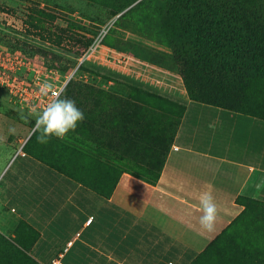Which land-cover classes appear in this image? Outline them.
<instances>
[{
    "label": "crops",
    "instance_id": "crops-1",
    "mask_svg": "<svg viewBox=\"0 0 264 264\" xmlns=\"http://www.w3.org/2000/svg\"><path fill=\"white\" fill-rule=\"evenodd\" d=\"M176 76L167 90L155 86L183 109L153 182L136 171L150 168L147 152L157 149L148 136L118 134L117 145L111 134L99 143L89 133L84 159H62L37 138L29 152L11 154L0 171V204L27 227V252L38 264H192L242 211L238 197L264 198V119L191 101ZM62 168L103 176L120 169L112 186ZM206 189L221 209L210 232L199 223L197 194Z\"/></svg>",
    "mask_w": 264,
    "mask_h": 264
},
{
    "label": "rangeland",
    "instance_id": "rangeland-1",
    "mask_svg": "<svg viewBox=\"0 0 264 264\" xmlns=\"http://www.w3.org/2000/svg\"><path fill=\"white\" fill-rule=\"evenodd\" d=\"M137 1L130 2L113 14L112 4L119 0H0V46L35 57L46 67L57 68L62 73L73 68L79 60L84 64V69L73 75L61 97L74 100L84 112L85 119L64 139L53 137L47 143L60 149L57 153L61 152L62 159H84L88 134L100 131L108 135L109 132L125 134L126 137L131 135L132 140L142 134L154 138L159 148L156 149L158 152L153 151V162L156 166L160 164L180 107L176 99L154 89L157 86L167 90V86L176 85L171 77H177V74L148 62L147 59L162 58L157 51L170 53L163 38L164 20L168 17L162 8L152 6L153 3L132 7L131 11L125 12ZM125 39L138 43V46L132 45L133 50L147 61L133 56L131 50L122 49ZM150 65L158 68L152 69L154 67ZM103 68L133 80L136 77L146 78L154 86L147 91L153 93L147 95L140 89L137 91L130 86L132 83L125 87L121 78L110 75ZM180 85L183 88L181 82ZM111 88L121 90V100L125 96L130 98L126 97L128 104L123 106L126 113L122 114L119 110L113 114L118 125L115 130L111 126L106 132L93 124L90 129L88 123L99 119L103 127L112 125L106 119L110 115L105 113L114 99L109 92ZM154 93L163 98H156ZM243 102L245 109L257 107L255 112L264 114V88L247 91ZM120 116L126 117V120L120 119L119 122ZM32 117L30 112L17 107L0 87V171L32 132ZM36 134L34 132L33 136ZM25 136L28 137L20 144ZM119 169L111 168L110 175L103 176L93 175L87 168H62L74 178L95 182L104 178L110 183H113ZM158 169L136 168V171L139 177L152 180ZM237 201L244 206L243 211L192 264H229L238 250L250 248L258 241L261 224L264 223V198L239 197ZM31 238L22 222L0 204V264H37L27 253Z\"/></svg>",
    "mask_w": 264,
    "mask_h": 264
},
{
    "label": "trees",
    "instance_id": "trees-1",
    "mask_svg": "<svg viewBox=\"0 0 264 264\" xmlns=\"http://www.w3.org/2000/svg\"><path fill=\"white\" fill-rule=\"evenodd\" d=\"M133 1L119 0V2L112 4L114 7L113 14ZM151 3H153L152 6L154 7L162 8L168 17V19L166 18L164 20L166 27L163 29V38L170 48V53L157 51V53L162 55V58L149 60L135 54L132 45L136 44L138 46V43L128 39L122 42V49L131 50L134 52H132L133 56L139 57L142 60L147 59L148 62L154 65L169 71H174L180 77L185 94L191 101L210 104L264 119L263 113L255 112L258 110L257 107L245 109L243 105L244 96L247 91L264 88V0H139L125 12L131 11L130 9L132 7L150 6ZM156 28H158V24ZM128 29L133 30L131 27H128ZM131 32L134 33L133 31ZM89 42L90 39L87 44ZM83 65L81 61L76 67L75 73L84 69ZM94 67L101 69L98 66ZM104 70L110 75L121 78L125 87L130 85L128 83H132L133 85L130 86L137 91L140 89L147 95L153 93L147 91L151 87L144 83L111 70ZM70 80L71 78L66 83L64 89ZM111 89L109 92L114 99L108 104L110 106L106 109L105 113L108 116L110 115L106 119H109L112 125L103 127L101 119H99L93 123H88L90 129L93 124L94 126L97 125L99 129L104 128L103 131L106 132L109 131L108 128L111 126V129L115 130V127H118V125L115 118H113V114L119 110L122 114L126 113V109L123 110V106L128 104V100L126 99L128 96L123 97L121 100V90ZM154 95L158 99L163 98L160 94L154 93ZM128 99L130 98L128 97ZM178 105L180 110L176 116L174 129L178 124V117L183 109L181 104ZM123 117L120 116L118 121L120 122V119L121 121H125L126 117H124L125 119ZM30 120V127L33 128L35 118L32 117ZM105 121L102 118V122L105 123ZM34 132L35 127L21 146L23 151L29 152V146L37 136V134L33 136ZM99 132L98 134L101 137L97 138L100 139V143L103 141L102 136L108 134ZM109 133L115 137L114 143L118 145V132ZM141 137L142 140H148L145 134H142ZM171 137L168 139L166 146L170 143ZM156 146L158 149V144ZM153 151L152 153L151 151L150 153L149 151L147 152L150 159L148 158L145 163L150 168L159 169L154 175V178L148 180L150 182L156 180L165 155L164 151L160 164L156 166L154 165L155 161L153 162ZM111 185L113 186V183ZM31 240L32 238L28 242V245L31 243ZM28 256L34 260L29 254ZM228 263L264 264V223L261 224V234L259 235L258 241L253 243L250 248L238 250L235 253V257Z\"/></svg>",
    "mask_w": 264,
    "mask_h": 264
},
{
    "label": "built area",
    "instance_id": "built-area-1",
    "mask_svg": "<svg viewBox=\"0 0 264 264\" xmlns=\"http://www.w3.org/2000/svg\"><path fill=\"white\" fill-rule=\"evenodd\" d=\"M80 62L79 60L73 68L62 73L57 68L46 67L35 57H27L0 46V87L17 107L31 113L32 109L39 110L52 99L51 95L42 96L39 86L44 81H49L54 84L53 92L61 94ZM52 264L61 263L54 260Z\"/></svg>",
    "mask_w": 264,
    "mask_h": 264
},
{
    "label": "clouds",
    "instance_id": "clouds-1",
    "mask_svg": "<svg viewBox=\"0 0 264 264\" xmlns=\"http://www.w3.org/2000/svg\"><path fill=\"white\" fill-rule=\"evenodd\" d=\"M54 84L44 81L39 86V92L42 96H52L39 110L32 109L31 115L35 118V133H37V142L47 144L55 137L64 139L70 131H75L79 122L85 119L84 112L77 107L76 102L67 97H61L58 92H53ZM199 209L201 215L199 223L207 231L214 229L217 216L221 209L219 208L210 189L200 191L197 194Z\"/></svg>",
    "mask_w": 264,
    "mask_h": 264
}]
</instances>
